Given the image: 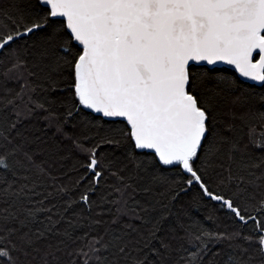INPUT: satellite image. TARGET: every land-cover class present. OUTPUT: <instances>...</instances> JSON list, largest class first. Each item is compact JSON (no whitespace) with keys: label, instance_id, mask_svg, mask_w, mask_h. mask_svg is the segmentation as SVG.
I'll use <instances>...</instances> for the list:
<instances>
[{"label":"snow or ice","instance_id":"6c2138e0","mask_svg":"<svg viewBox=\"0 0 264 264\" xmlns=\"http://www.w3.org/2000/svg\"><path fill=\"white\" fill-rule=\"evenodd\" d=\"M0 264H264V0H0Z\"/></svg>","mask_w":264,"mask_h":264},{"label":"trees","instance_id":"16d2710c","mask_svg":"<svg viewBox=\"0 0 264 264\" xmlns=\"http://www.w3.org/2000/svg\"><path fill=\"white\" fill-rule=\"evenodd\" d=\"M258 90H259V89H258ZM49 135H51V133H49ZM105 207L107 208V206H105ZM206 211H207V210H206ZM197 215H202V214H199V213H198ZM203 215H206V212H205ZM206 223H208L209 227H215V226H216V225L211 224V222H208V221H206ZM219 227L223 228L224 225L221 224V225H219Z\"/></svg>","mask_w":264,"mask_h":264},{"label":"water","instance_id":"95a60500","mask_svg":"<svg viewBox=\"0 0 264 264\" xmlns=\"http://www.w3.org/2000/svg\"><path fill=\"white\" fill-rule=\"evenodd\" d=\"M219 67L223 68L224 66L221 65V66H219Z\"/></svg>","mask_w":264,"mask_h":264}]
</instances>
